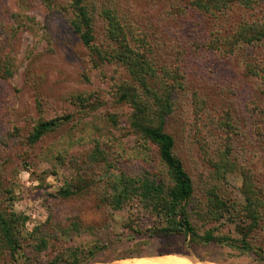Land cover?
<instances>
[{
    "label": "rangeland",
    "instance_id": "obj_1",
    "mask_svg": "<svg viewBox=\"0 0 264 264\" xmlns=\"http://www.w3.org/2000/svg\"><path fill=\"white\" fill-rule=\"evenodd\" d=\"M80 1L106 59L76 33V0H0V74L11 72L0 75V205L26 219L14 256L0 242V264H264V0ZM167 103L164 132L192 185L176 211L177 179L135 123L158 125ZM126 180L165 190L122 197ZM179 222L196 236L175 233Z\"/></svg>",
    "mask_w": 264,
    "mask_h": 264
},
{
    "label": "trees",
    "instance_id": "obj_2",
    "mask_svg": "<svg viewBox=\"0 0 264 264\" xmlns=\"http://www.w3.org/2000/svg\"><path fill=\"white\" fill-rule=\"evenodd\" d=\"M78 5L80 4V0H76ZM85 8L81 5H79V16L76 20V23L74 24V28L76 33L80 36L82 43L91 50V53L94 55L92 57V61L97 62L98 60H103L106 58H103L105 56H101V52L93 47V41H94V34H93V28L92 24L88 21V18L86 16ZM264 33V29L261 30ZM122 55L126 58L124 60V63H126L129 68H132L131 73L132 75L136 77V72L134 71V64L131 61V55L132 52L123 49ZM123 60V59H122ZM2 77L7 78L11 76V72H7V69H4V74H0ZM142 79V78H140ZM133 94H129V90H123L121 98L122 100H128L132 102H136L134 100ZM166 102H168L166 98ZM135 107L137 104H135ZM164 108L159 117V123L156 126L149 125V124H141L139 119L137 118L136 124V130L142 134L144 138H147L152 143L158 146L159 148V154L161 157L162 162L170 169V171L174 174V176L177 179V184L175 187L172 188L170 191V196L172 200L175 202L173 210L176 211V206L186 201V199L191 195L192 193V185L191 181L187 177V173L184 169V166L182 162L175 157L173 154L174 149V139L164 132V123H165V113L169 112L170 110V104L167 103L166 106L163 105ZM136 121V120H134ZM59 126L58 120L43 122L38 124L35 128L32 134L29 137V142L31 144H34L38 142L47 132L54 130ZM124 189L122 192V197H127L131 190L130 189H138L142 191V196L144 199H159L162 197V194L164 193V185L157 181H151L148 183H145L144 186L140 189V187L131 188L128 184V180L125 181L123 184ZM62 193L64 196H70L72 193L67 190H62ZM26 219L20 217L19 215L15 214L11 210L3 211L2 205H0V242L8 249L10 250L9 253L14 256L15 253L21 248V233H20V227L25 225ZM177 228L175 233H181L185 232L188 235H194V232L192 228L187 224L183 222L175 223ZM247 228H243L241 230V234L243 236L242 242L243 246H246L247 238L250 234V230H247ZM166 233H172L169 229L165 230ZM206 240H217L221 241L220 238H217V236H214L213 234H208L205 238ZM224 239V238H223ZM246 242V243H245Z\"/></svg>",
    "mask_w": 264,
    "mask_h": 264
},
{
    "label": "bare ground",
    "instance_id": "obj_3",
    "mask_svg": "<svg viewBox=\"0 0 264 264\" xmlns=\"http://www.w3.org/2000/svg\"><path fill=\"white\" fill-rule=\"evenodd\" d=\"M202 262V261H201ZM101 264V263H100ZM104 264H202L180 255L146 256L139 258H126L123 260Z\"/></svg>",
    "mask_w": 264,
    "mask_h": 264
},
{
    "label": "clouds",
    "instance_id": "obj_4",
    "mask_svg": "<svg viewBox=\"0 0 264 264\" xmlns=\"http://www.w3.org/2000/svg\"><path fill=\"white\" fill-rule=\"evenodd\" d=\"M24 176H25V178H26L27 174H24Z\"/></svg>",
    "mask_w": 264,
    "mask_h": 264
}]
</instances>
